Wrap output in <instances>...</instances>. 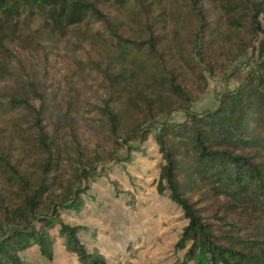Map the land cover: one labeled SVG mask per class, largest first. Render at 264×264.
<instances>
[{
	"label": "trees",
	"instance_id": "trees-1",
	"mask_svg": "<svg viewBox=\"0 0 264 264\" xmlns=\"http://www.w3.org/2000/svg\"><path fill=\"white\" fill-rule=\"evenodd\" d=\"M115 1L117 6L137 4ZM180 1L185 13L196 19L195 54L200 61L222 35L221 28L239 35L240 44L252 49L254 58L247 61L241 80L219 93L212 109L192 112L177 73L163 66L160 75L150 79L161 94L180 103L168 110L146 97H139L141 106L131 99L138 118L130 122L132 132L120 138L119 117L109 105L117 104L121 90L142 69L137 56L145 51L153 56L160 37L149 26L144 40L114 34L117 56L129 58L134 72L124 75L122 70L108 79L101 112L113 150L97 166L77 167L72 189L61 197L49 194L50 175L59 163L42 123V108L32 99L36 92L28 90L31 98L18 92L0 97V116L8 117L10 127L8 145L18 141L23 155L30 157L28 168L20 169L7 144L0 146V264H21L19 254L31 248L50 262L57 247L72 256L74 264H108L96 247L81 241L91 234L77 224L88 200V183L148 156H156V177L149 188L185 222L173 244V251L180 252L174 264H264V0ZM213 13L216 20L210 19ZM37 17L50 33L104 21L88 0H0V51L8 52L6 46L19 40L20 18L29 23ZM0 71L2 87L7 79ZM173 110L182 114L180 122L168 119ZM157 114L165 117L157 120ZM199 203H207L206 213Z\"/></svg>",
	"mask_w": 264,
	"mask_h": 264
},
{
	"label": "rangeland",
	"instance_id": "rangeland-1",
	"mask_svg": "<svg viewBox=\"0 0 264 264\" xmlns=\"http://www.w3.org/2000/svg\"><path fill=\"white\" fill-rule=\"evenodd\" d=\"M88 1L103 14V22H87L50 33L40 18L29 23L20 18L19 34L15 36L19 40L6 46L8 52L0 51V69L4 70L1 75L7 79L0 87V97L18 92L31 98L28 90L33 89L37 95L32 98L34 104L42 108V123L59 163L50 175V197H61L72 189L77 167L97 166L113 150L101 112L107 100L108 79L122 70L124 75L134 72L129 58L121 60L117 56L112 46L114 34L144 40L152 30L160 37L153 56L146 51L137 56V61H143L142 69L136 70L121 90L117 104L109 105L119 117L120 138L132 132L130 122L138 118L131 99L141 106L139 97H146L164 104L168 110L180 103L174 96L161 94L150 79L160 75L163 66L177 73L189 110L201 112L215 106L219 93L238 84L247 71V61L255 55L251 48L240 44L239 35L221 28L222 35L200 61L195 54L197 22L185 13L180 0H137V4L124 6H117L115 0ZM210 19L216 20L214 13ZM164 117L156 115L157 120ZM168 119L180 122L182 114L173 110ZM9 134L8 117L0 116V146L7 144L13 159H19L20 169L28 168L30 157L23 155L18 141L12 139L8 145ZM155 158H138L125 168L116 166L109 174L88 183V200L77 224L85 225L91 234H84L81 241L96 247L108 264H174L180 257V252L173 251V244L185 222L165 198L149 188L151 179L156 177ZM206 204H198L205 207V213ZM127 245L129 249L125 248ZM19 256L21 264H74L72 256L58 247L50 262L33 248Z\"/></svg>",
	"mask_w": 264,
	"mask_h": 264
}]
</instances>
